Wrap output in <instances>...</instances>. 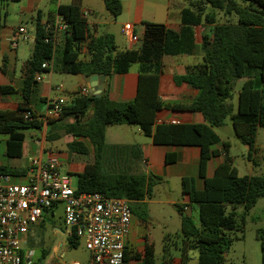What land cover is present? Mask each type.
I'll use <instances>...</instances> for the list:
<instances>
[{
  "label": "trees",
  "instance_id": "trees-1",
  "mask_svg": "<svg viewBox=\"0 0 264 264\" xmlns=\"http://www.w3.org/2000/svg\"><path fill=\"white\" fill-rule=\"evenodd\" d=\"M19 0H0V6ZM107 12L116 18L121 13L120 0H101ZM188 6L181 10V26L178 31L160 24L147 23L148 43L139 50L118 51L114 37L103 33H89L86 17L80 10L81 0L58 5L56 12L67 25L59 56L58 71L69 75H103L127 72L130 64L138 63L139 72L134 98L123 103L111 102L106 90L99 98L92 95H76L69 104L63 105L58 117L46 123L28 108L15 111L0 110V135H6L7 157H20L24 131H40L46 124L45 139H56L59 133L71 137L68 149L75 154L89 155L93 161L85 163L76 174L77 192H98L106 197H123L130 202H141L152 195L158 177L142 170L133 172L126 163L141 159L136 145H107L105 128L111 125H136L150 137L155 145L197 146L200 149L198 173L203 178V189L197 190L193 178L181 179V193L188 196V204L197 210L199 226L186 213L180 219V246L178 258L181 264H223L224 254L231 239L226 231L240 227L234 218L236 206L248 210L257 199L264 197V177L239 176L230 159L225 157L212 177L206 178L207 161L216 156L211 146L219 142L215 129L221 128L225 118L230 117L234 137L247 148V159L255 162L257 147L256 131L264 127V0H186ZM206 7L213 13L205 12ZM215 13L225 20L216 23ZM201 24L212 25L209 32L201 35L202 63L188 67L184 74L175 76L177 84L184 83L197 91L187 105H173L175 109L198 112L203 124H155L156 112L162 107L158 85L161 59L165 55H193L195 45L192 28ZM45 23L35 24L34 47L25 65L21 96L29 104L37 85L36 76L49 73L42 69L43 62L55 58L52 46L44 42ZM89 39L88 59L78 60L81 41ZM237 79H244L238 92L234 112L232 87ZM14 91L11 86H0V94ZM25 113H30L29 119ZM69 119V121H67ZM227 151L228 144L223 143ZM134 151V153H133ZM121 160V161H120ZM140 169L141 167L138 166ZM17 171L0 167V174L13 175ZM71 175V174H70ZM185 205V206H187ZM230 212L226 213V207ZM184 207V206H183ZM182 207V210L184 211ZM79 238L70 231L66 240L68 247ZM264 264V228L256 233ZM177 249V245L174 244ZM193 253V255L191 254ZM49 255L41 250L40 257L30 264H44ZM174 256L165 241L161 263L172 264ZM126 262L124 252L123 263ZM139 264H155L153 244L146 245Z\"/></svg>",
  "mask_w": 264,
  "mask_h": 264
},
{
  "label": "crops",
  "instance_id": "crops-1",
  "mask_svg": "<svg viewBox=\"0 0 264 264\" xmlns=\"http://www.w3.org/2000/svg\"><path fill=\"white\" fill-rule=\"evenodd\" d=\"M85 1L88 2L89 7L81 8L80 2V10L86 17L87 14L93 13L94 7L89 5V3L92 4V0ZM48 2L49 6L46 5V1L44 0H19L15 3L0 6V86H11L14 89L12 93L0 94V110L15 111L18 108H28L35 115L42 116L47 110V102L62 98L61 93L66 91L63 82L53 84L54 74L58 76H70L69 74H61L58 71L60 51L64 42V35L60 33L58 34L57 52L55 53L51 71L48 74L41 75V80L37 81L35 92L31 96L29 104H25L21 96L22 81L25 77V65L34 47L36 22L39 21V23L44 24L53 20L57 14L56 9L58 5L69 4L71 0H48ZM120 2V15L116 18L111 17L114 20L117 18L119 20L121 18L128 20V23H131L134 27V31L138 36V42L131 44L127 39L122 38L121 46L118 47L116 44L118 51L139 50L147 45V23L160 24L166 28L178 31L181 26V10L189 4L186 0H120ZM215 20L216 23H221L225 18H222L220 13H215ZM99 25H101L99 22L88 23L89 33L94 36L100 35L98 33ZM21 26L25 27L28 32V39L26 41L16 35L17 28ZM211 26L201 24L192 28L195 54L179 56L165 55L162 57L158 85V94L162 107L156 112L154 127L161 123L172 124L171 121H177L178 124L204 123V118L198 112L172 108L173 105H187L191 103L197 95L196 90L184 83L177 84L174 78L175 76L184 74L188 67L202 63V54L200 52L201 35L209 32ZM88 42L89 39H86L79 44V61L88 59ZM138 72L139 64L133 63L130 64L127 72L113 73L110 77H105L102 92L106 90L108 99L114 103L131 101L136 93ZM45 75H47V79H45ZM71 76L74 78L75 84L69 90V96L67 95L66 98H62L64 104H69L76 96L71 95L72 92L77 94L76 92L79 87L86 86L81 75ZM57 87L60 89L57 90ZM44 127L45 124L39 131L40 137L30 135L27 138L24 132L25 137L21 146V156L17 158L6 156L5 143L7 136L0 135V167L12 168L17 171L15 174L10 175L13 183L26 184L31 180V176L28 173L31 159L46 160L43 156V143L45 141V135L43 134ZM136 131L138 141L125 145H136L139 147L141 159L136 164L140 165L139 162L141 161V165L144 166V169L140 166V170L158 177L160 179L158 183L162 185L168 186L170 183L176 181L180 183L182 178L190 177L193 178L197 190L203 189V178L199 177L198 173L200 159L199 147L155 145L152 143L151 138L144 135L138 127ZM223 143L224 141L219 137V142L211 146V150L217 154L207 161L206 178L212 177L216 167L223 162L225 157H228ZM88 156L90 160L86 163H91L93 157L90 151ZM126 163L130 164V170L136 172L129 156H127ZM83 165L75 166L73 173H79ZM181 196L183 204L187 205L188 196L182 193ZM141 202H144V200ZM168 203L172 202L169 201ZM183 209L186 213H197L195 206L187 205ZM47 212L48 210L44 212L40 221L30 227L27 234V241L29 234L39 231L41 224L47 216ZM146 229V223L142 218L136 216L131 211L130 233L125 240L126 262L123 264H139L143 258L145 246L153 244L146 234ZM53 230L56 233L59 232L56 228ZM192 257L193 259H191L190 264H195L194 255ZM160 263L161 258L159 259ZM172 264H181L178 256H174Z\"/></svg>",
  "mask_w": 264,
  "mask_h": 264
},
{
  "label": "rangeland",
  "instance_id": "rangeland-1",
  "mask_svg": "<svg viewBox=\"0 0 264 264\" xmlns=\"http://www.w3.org/2000/svg\"><path fill=\"white\" fill-rule=\"evenodd\" d=\"M44 1L49 6L48 0ZM89 5L94 7V11L92 14L86 15L88 23L99 22L101 25L98 27V33L112 34L115 37L116 44L120 47L122 38L124 39L120 34L121 24L128 23V20L122 18L114 20L109 12L105 10L101 0H92V4L89 3ZM87 7H89L88 2L82 0L81 8ZM213 11L209 7L205 9L207 13L214 14ZM44 77L47 79V75ZM73 79L71 75L58 76L54 74L53 84L61 82L64 84L63 86L66 91L61 93L62 98H66L67 95L69 96V90L75 84ZM243 81L244 79H237L233 83L231 102L234 112L237 106L238 92ZM76 93L72 92L71 95H79L78 92ZM136 128V125L125 124L107 126L105 128L104 141L107 145L118 146L137 142ZM43 129V134L46 136V124ZM215 131L228 144L227 156L232 166L236 168L239 176L256 175L264 177V127H259L256 131L255 146L258 150L256 156H253L254 163L247 159L246 146H243L234 137L229 116L225 118L224 125L221 128L215 129ZM24 132L27 138L30 135L40 137V132L37 130L29 129ZM69 141H71V137L63 133H59V137L56 139H45L43 143V156L44 159L48 157L57 159L59 173L69 175L71 185L76 187L77 177L73 173V170L75 166L89 162L90 157L88 155L72 153L67 146ZM138 166L141 165H133L134 170L137 171L139 169ZM180 189L181 183L177 181L170 183L168 186L156 183L152 188L150 198L145 199L144 202H132L129 204L131 211L136 216H140L146 223V234L149 240L153 242L155 264H159L165 241L168 243L173 256H178L180 219L186 214L182 210L185 204L182 202ZM169 201L172 203H168ZM229 212L230 207L227 206L226 213ZM234 218L240 228L238 230L226 231V235L231 239V243L224 254L223 264H262L260 244L256 239V233L258 230L264 228V197L257 199L255 204L246 211L243 206H236ZM192 220L196 226H199L196 212H192ZM54 228L58 229L59 232H54ZM67 233H69V229L63 223V205L62 203H58L54 208L48 210L39 231L28 235L26 250L32 251L33 261L40 257L41 250H48L49 255L45 259L44 264H71L73 261L80 264H88L90 254L85 249L84 240L79 238L74 246L68 247L66 240ZM174 244L177 245V249L174 247ZM191 254L193 255V253Z\"/></svg>",
  "mask_w": 264,
  "mask_h": 264
},
{
  "label": "built area",
  "instance_id": "built-area-1",
  "mask_svg": "<svg viewBox=\"0 0 264 264\" xmlns=\"http://www.w3.org/2000/svg\"><path fill=\"white\" fill-rule=\"evenodd\" d=\"M44 42L57 49L58 34H64L67 25L56 14L45 23ZM120 34L131 44L138 36L131 23L121 26ZM16 35L28 39L25 27L17 28ZM53 55L42 63V69H52ZM36 76V81L41 80ZM60 88L57 87V90ZM81 97L90 95L84 85L78 88ZM64 101L58 98L47 102V110L40 120L59 116ZM29 119L30 113H25ZM178 124L177 121H171ZM31 180L26 184L13 183L10 175L0 174V264H30L33 253L26 250L30 227L40 221L46 210L58 203L63 205V223L78 238L84 240L89 252L88 264H123L125 240L130 233L131 208L123 197H106L98 192H77L69 175L60 174L58 160L48 157L45 161L31 159L28 168ZM71 264H80L76 261Z\"/></svg>",
  "mask_w": 264,
  "mask_h": 264
},
{
  "label": "water",
  "instance_id": "water-1",
  "mask_svg": "<svg viewBox=\"0 0 264 264\" xmlns=\"http://www.w3.org/2000/svg\"><path fill=\"white\" fill-rule=\"evenodd\" d=\"M82 80L86 84V87L89 89L90 95H92L95 98H99L101 96V92L103 89V85L105 82V76L103 75H81ZM141 165V161L139 162ZM142 169H144V166L141 165Z\"/></svg>",
  "mask_w": 264,
  "mask_h": 264
}]
</instances>
